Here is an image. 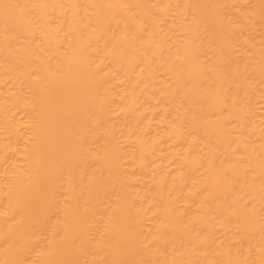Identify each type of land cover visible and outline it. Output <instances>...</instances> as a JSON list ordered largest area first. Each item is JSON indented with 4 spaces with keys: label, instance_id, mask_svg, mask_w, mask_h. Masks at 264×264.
<instances>
[{
    "label": "bare ground",
    "instance_id": "6f19581e",
    "mask_svg": "<svg viewBox=\"0 0 264 264\" xmlns=\"http://www.w3.org/2000/svg\"><path fill=\"white\" fill-rule=\"evenodd\" d=\"M0 264H264V0H0Z\"/></svg>",
    "mask_w": 264,
    "mask_h": 264
}]
</instances>
